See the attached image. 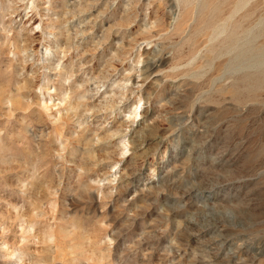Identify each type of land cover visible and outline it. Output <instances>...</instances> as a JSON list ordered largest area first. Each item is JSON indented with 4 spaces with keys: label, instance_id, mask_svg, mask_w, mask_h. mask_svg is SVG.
Wrapping results in <instances>:
<instances>
[{
    "label": "rangeland",
    "instance_id": "rangeland-1",
    "mask_svg": "<svg viewBox=\"0 0 264 264\" xmlns=\"http://www.w3.org/2000/svg\"><path fill=\"white\" fill-rule=\"evenodd\" d=\"M0 264H264V0H0Z\"/></svg>",
    "mask_w": 264,
    "mask_h": 264
}]
</instances>
